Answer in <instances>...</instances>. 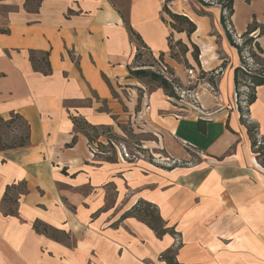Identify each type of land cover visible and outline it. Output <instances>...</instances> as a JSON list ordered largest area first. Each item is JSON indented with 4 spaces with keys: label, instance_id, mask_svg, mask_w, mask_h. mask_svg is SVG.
I'll use <instances>...</instances> for the list:
<instances>
[{
    "label": "crops",
    "instance_id": "obj_1",
    "mask_svg": "<svg viewBox=\"0 0 264 264\" xmlns=\"http://www.w3.org/2000/svg\"><path fill=\"white\" fill-rule=\"evenodd\" d=\"M227 1L171 2L173 14L196 25L189 36L172 28L164 0H0V117L20 115L30 138L0 151V264H168L166 255L174 264H264V168L240 120L235 73L243 62L231 41L252 39L264 59V0H232L224 23ZM141 50L163 55L180 82L186 67L207 73L218 94L201 92L204 113L177 117L162 88L145 92L133 74ZM255 94L247 118L264 138V85ZM146 103L149 124L168 134L155 143L159 153L166 144L203 158L165 170L129 162L120 149L113 161L97 156L80 124L124 135ZM21 183L27 192L7 215V188ZM139 202L155 205L178 238L124 217Z\"/></svg>",
    "mask_w": 264,
    "mask_h": 264
},
{
    "label": "trees",
    "instance_id": "obj_2",
    "mask_svg": "<svg viewBox=\"0 0 264 264\" xmlns=\"http://www.w3.org/2000/svg\"><path fill=\"white\" fill-rule=\"evenodd\" d=\"M173 1H175V0H164V11L170 16V18L173 21L172 28L177 32H186L190 36L191 34H193L196 31V25L188 17L173 14L169 10V4ZM223 7H227V8H225L227 10V12L225 11L226 15H225V17H223V22L225 23L228 21L227 18L232 14L233 1L232 0L227 1V3ZM257 28H258L257 25L251 26V28L249 29V31L246 34L249 35L253 31H256ZM231 41L238 48L239 53L242 57V62H243V67H239L235 73V86H236V91L238 90L237 91L238 111L241 115L240 120H241V123L248 130V134H249V137H250L251 142H252L251 146H252L253 153L255 154L259 164L264 168V138L259 135L258 126L254 123H251V121H249V119L247 118V114L249 112V107L256 100L255 90H254L253 95L250 97V100L247 103L246 108L243 110V107H244L242 104V97L243 96L241 95L242 92L241 91L239 92V89H238V86L240 84L239 83L240 75L242 73H244L250 79V82L254 85L255 88L258 86L264 85V70H262L261 73L252 74L250 69H249L250 67H246L248 64L245 62V58H247V57H245V55H246V53H248L249 57L253 61H254V59L256 60V62L254 61L255 62L254 65H256L257 67L263 66V69H264V59L261 57L262 51L259 47H257V51L253 50L254 44L252 43V39H250V38L246 39L245 42L241 46L236 45L233 42V39H231ZM177 45H178V47H181L184 49V53L186 55L188 49L186 47H184L183 45H181V43H179V42L176 43V46ZM170 49H171V56L173 58H177L178 54H175V52H174L175 51V45H173L171 43ZM194 49H195V52H198V48L196 46H194ZM149 54L154 58V56L151 52ZM34 56H35V53H32L31 61L33 63L34 68L38 70L39 67H38V64H37ZM141 57H142V50L137 53V55L135 57V62L140 60ZM162 59H163V55L160 56L159 60L161 62H163ZM42 61H43L42 72L45 75L50 74L51 69H50V65L48 62V54L43 55ZM259 62L262 64H259ZM222 69H224V68H222ZM133 73H135L136 75L142 74L143 76L150 77L154 82H156L158 84L159 88H162L165 91V93L168 97L177 98L175 90H174V86L176 84L180 85L181 82H180L179 78H177L175 76L173 71L168 70V73L171 76H173V79L171 82H168L165 78H163L162 76H159L155 72H146L145 70H136ZM203 73L206 74L205 72H203ZM16 122H21V124H19L18 126H15ZM2 126L12 127V129H14L17 132V138H15L17 140H13L10 144L5 143L4 142V136L1 132ZM80 126H81L80 127L81 130H83L85 132V134L89 138L90 142H93V133L98 134L100 131L110 130L107 127H98L97 128V127H92V126H87V125H82V124H80ZM29 140H30V138H29V126L20 115L12 114L10 120H5L2 117H0V151H6V150H10V149L24 147L29 143ZM113 160H115V158H113V157L107 158V161H113ZM19 186H21L23 189H22V191H19L16 194H12L14 196H11V197L15 198L18 195H23L27 192V188H26L25 183H21L17 186H12V187L7 188V192H6L5 200H4L5 205H3V207H2L3 211L7 215H14L15 214V210L13 208L12 209L6 208L7 199L9 200L10 203L12 201H14L13 198L8 196V192H11L13 190H17V187H19ZM6 210H8V211H6ZM127 216H134V217L140 219L141 221L145 222L152 230H154L156 232V234L159 237H162L163 235H165L167 233H171L173 236L178 238V235L174 229L166 228V223L162 219L158 208L153 204H150L147 202H139L128 213H126L124 215V217H127ZM35 229L39 233L49 234V228L46 225H43L41 223H36ZM163 258H165V260H167L168 264H174V256L166 255V256H163Z\"/></svg>",
    "mask_w": 264,
    "mask_h": 264
},
{
    "label": "rangeland",
    "instance_id": "obj_3",
    "mask_svg": "<svg viewBox=\"0 0 264 264\" xmlns=\"http://www.w3.org/2000/svg\"><path fill=\"white\" fill-rule=\"evenodd\" d=\"M179 50L181 52V56L185 57L184 49L179 47ZM248 56L249 55H245V57L247 58ZM247 58H245V62L248 64L246 67H249L252 64L251 69L249 68L252 74H258L261 73L262 70H264L263 66L257 67L253 65V63L256 62L255 59V62L252 60L253 63H250ZM260 62L259 64H262ZM161 63L165 65V63L161 62L159 59L153 58L147 51L143 50L141 59L135 62L134 66L135 70L155 72L159 76L165 78V75L162 73L163 66ZM168 70L170 69L168 68ZM133 74L139 79L141 86L145 87V92L151 93L159 89L158 84L154 82L150 77L143 76L142 74ZM168 77L171 80V77ZM239 83L240 84L238 86V89L239 92H242L241 95L243 96L242 104L244 106V110L250 100V97L254 93L255 87L244 73L240 75ZM141 91L142 89L139 88L137 94L141 95ZM172 104L175 106L174 102H172ZM149 109L150 105L146 103L145 108L142 109L143 112L141 114L136 113L130 117L128 125H125V129L123 131L124 135H118L115 132L113 133L111 130L100 131L98 134L93 133L92 143L96 155L101 159L110 157L115 158L116 156L118 158V149L122 150L124 148L130 156L128 159H126L127 161L137 162L139 160H142L155 167H161L165 170H170L174 167H187L190 164L197 163V161L203 158L197 155L194 151L186 149L183 146H181V148L177 147V152L176 154H174L171 148H168L166 144L164 147V151L159 153L160 150L155 149V146H157L155 143L159 145V143L167 142L169 140L168 134L161 131L158 132L157 130H154L152 128L148 121L149 113L147 112H149ZM139 111H141L140 107ZM19 124H21V122H16L15 126H18ZM1 132L4 136L5 143L10 144L13 140H17L15 139L17 138V132L12 129V127L2 126ZM100 135L102 136V141L103 139L106 140L105 143H101L99 141V138L101 137ZM22 189L23 188L19 186L17 187V190H13L11 191V193L16 194L17 192L22 191ZM11 198L14 199V197ZM14 203V201L10 203L7 199L6 208L12 209L14 207Z\"/></svg>",
    "mask_w": 264,
    "mask_h": 264
},
{
    "label": "built area",
    "instance_id": "obj_4",
    "mask_svg": "<svg viewBox=\"0 0 264 264\" xmlns=\"http://www.w3.org/2000/svg\"><path fill=\"white\" fill-rule=\"evenodd\" d=\"M247 55L248 54H246V56ZM247 59L250 63H253L252 59L249 56ZM162 66H163L162 73L165 75L164 76L165 79L171 82L173 79V76H171L168 73V68L166 65L162 64ZM251 66L252 64L249 66L250 69H251ZM222 71H223L222 69H219L213 72V74L214 76H219L220 74H222ZM168 76L171 77V80ZM206 77H207V73L204 74L203 71H200L196 69L195 67H189L185 69V80L181 82L180 85L176 84L174 86V90H175L177 98H170V100L174 102L175 106L178 108L179 114L176 115L177 117L182 116V114L184 113L186 109H195L197 111L204 113L200 106L201 92L205 91V92L211 93L214 96H217L218 93H217V89L215 85L211 83H207V84L205 83ZM203 85H205V89L201 90ZM236 103H237V108H238V96H237ZM120 154L124 159H128L130 157L128 152L124 148L120 150Z\"/></svg>",
    "mask_w": 264,
    "mask_h": 264
}]
</instances>
